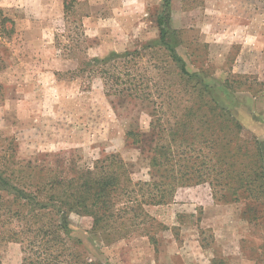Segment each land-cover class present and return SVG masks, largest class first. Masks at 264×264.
I'll return each mask as SVG.
<instances>
[{"label": "rangeland", "instance_id": "374dc122", "mask_svg": "<svg viewBox=\"0 0 264 264\" xmlns=\"http://www.w3.org/2000/svg\"><path fill=\"white\" fill-rule=\"evenodd\" d=\"M67 1L68 13L64 0H0L16 29L8 40L0 32V175L43 200L89 169L99 174L103 165L118 169V159L127 164L112 188L107 213L116 223L109 227H147L157 252L141 230L105 237L92 230L91 213L69 209L84 264H264V197L218 202L224 192L216 173L197 174L200 184L178 185L165 204L144 206L145 226L129 209L134 193L141 199L139 183L180 179L192 165L211 167L209 149L199 153L197 145L193 152L190 144L201 133L231 139L221 126L229 117L242 125L241 139L264 145V0H172L171 43L199 76L192 79L158 44L164 0ZM127 51L139 53L118 71L131 75L138 97L108 93L104 75L78 71L84 61ZM207 85L211 90L199 91ZM182 122L188 134L171 144ZM168 143L170 159L153 166V149ZM113 155L116 161L108 159ZM13 199L0 191V264L23 262L22 242L2 238L7 229L55 227L58 219L48 208L35 217L16 204L12 210L27 219L7 224L3 212Z\"/></svg>", "mask_w": 264, "mask_h": 264}, {"label": "trees", "instance_id": "16d2710c", "mask_svg": "<svg viewBox=\"0 0 264 264\" xmlns=\"http://www.w3.org/2000/svg\"><path fill=\"white\" fill-rule=\"evenodd\" d=\"M64 8L68 13L71 8L70 3L64 0ZM157 25L159 28V42L161 47H164L170 54L172 61L175 63L180 75L188 77V79L199 78L197 74L190 73L187 69L186 63L177 52L172 42L173 35L177 34V30L172 26V0H164L163 12L157 18ZM0 32L3 39H11L15 34V22L4 16L0 11ZM139 51H127L122 54L113 53L104 59L93 58L84 61L80 73L88 72L94 75H104L107 80L108 93L124 95L126 97H138L139 91L136 85H132L131 76L128 72L118 71L121 68L127 67L138 56ZM5 68L4 61L0 55V72ZM121 72L122 75L115 74ZM127 75L128 79H124ZM211 90L207 85L200 88L199 91ZM222 129H226L231 139L220 138L216 134L194 135V140L190 144L193 152L196 151V146L199 145V153L206 152L209 149V154H212L213 163L211 167L202 170L196 169L194 165L188 166L186 174L180 179L177 176L170 177L169 181L153 182V183H139V193H134V202L129 208L135 213V216L142 218L143 225L148 223V213L144 206L146 205H162L165 204L169 198L175 195L176 186H190L193 184H200L202 180H197L199 177L216 173V185L223 190L218 202L226 203H240L243 198L249 200H258L264 197V151L258 139L253 138L241 139L242 125L232 117L225 119L222 123ZM185 123H181L172 131V139L170 143L177 142V135L184 136L188 134L185 129ZM183 131V133L181 132ZM129 136L132 133L128 134ZM156 154L152 158L153 166H161L163 160L170 159L171 145L163 144L153 149ZM118 156L113 155L109 157L110 160L116 161ZM200 158V157H199ZM118 169H113V165L109 168H100V172L94 173L92 170L84 172L80 178L69 180L68 182H59L58 185L66 184V189L58 196H50L47 199L41 200L40 197L27 193L23 189H19L13 185L2 174L0 175V191L5 192L14 197L11 207L5 209L3 214L8 216L6 223L9 224L12 220L21 224L25 223L26 215L20 209L31 208L33 216L37 217L42 208H48L49 211L55 213L58 219L55 221V227H3L9 228L3 234L2 238H7L10 241L22 242L23 244V262L22 264H84L82 261L86 252H79L78 246L83 247L84 242L72 237V227H69L67 213L69 209L83 208L84 211L92 214L94 220V232H101L104 236H117L126 238L136 230H141V233L149 238L150 242L156 245L157 241L154 239L147 227H132L133 229H126L127 227H109L115 226V215L107 213V209L114 206V193L116 190L112 189L117 183L120 176V170L127 171V164L123 160L118 159ZM112 161V162H114ZM107 159L102 161L106 164ZM170 162V160L168 161ZM115 163V162H114ZM204 167L206 166L203 164ZM110 170V171H109ZM191 170V171H190ZM57 183L53 184L52 189L57 188ZM145 189V191H144ZM135 192V191H133ZM18 204L20 209L13 211L12 206ZM2 216V215H1ZM13 221V222H14ZM22 221V222H21ZM105 222L104 227H102ZM146 222V223H145ZM28 225V223H26ZM23 237L22 239H20ZM221 262H216L219 264ZM86 264H104L102 261L96 260Z\"/></svg>", "mask_w": 264, "mask_h": 264}, {"label": "crops", "instance_id": "0c3cea01", "mask_svg": "<svg viewBox=\"0 0 264 264\" xmlns=\"http://www.w3.org/2000/svg\"><path fill=\"white\" fill-rule=\"evenodd\" d=\"M146 239L149 240V238H146ZM149 241H150V240H149ZM150 243H151V242H150ZM154 250H155V252H157V251H156V248H154ZM158 251H159V248H158Z\"/></svg>", "mask_w": 264, "mask_h": 264}]
</instances>
